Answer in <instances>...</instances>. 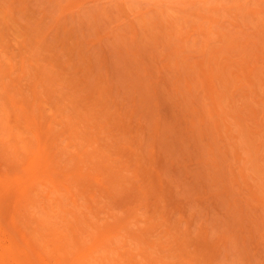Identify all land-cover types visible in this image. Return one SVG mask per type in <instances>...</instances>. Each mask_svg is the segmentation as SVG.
Segmentation results:
<instances>
[{
	"label": "rangeland",
	"instance_id": "374dc122",
	"mask_svg": "<svg viewBox=\"0 0 264 264\" xmlns=\"http://www.w3.org/2000/svg\"><path fill=\"white\" fill-rule=\"evenodd\" d=\"M0 264H264V0H0Z\"/></svg>",
	"mask_w": 264,
	"mask_h": 264
}]
</instances>
